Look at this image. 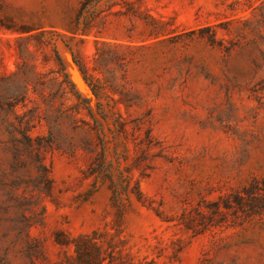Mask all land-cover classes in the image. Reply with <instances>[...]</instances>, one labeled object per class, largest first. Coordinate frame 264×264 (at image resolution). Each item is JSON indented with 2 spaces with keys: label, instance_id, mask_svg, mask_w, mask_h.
<instances>
[{
  "label": "rangeland",
  "instance_id": "374dc122",
  "mask_svg": "<svg viewBox=\"0 0 264 264\" xmlns=\"http://www.w3.org/2000/svg\"><path fill=\"white\" fill-rule=\"evenodd\" d=\"M24 95L54 190L0 264H264V0H0V112Z\"/></svg>",
  "mask_w": 264,
  "mask_h": 264
},
{
  "label": "trees",
  "instance_id": "16d2710c",
  "mask_svg": "<svg viewBox=\"0 0 264 264\" xmlns=\"http://www.w3.org/2000/svg\"><path fill=\"white\" fill-rule=\"evenodd\" d=\"M72 91L82 102L89 101L83 98L72 84ZM0 112V119L3 127L0 128V146L3 153L10 156L7 170L0 176V232L5 223L16 221V225L22 224V231L30 228L33 217L28 213L32 206L37 204V198L43 195H52L54 181L51 171L43 161L42 148L45 147L42 139H35L31 135L32 124L35 120V113L25 112L18 114V106L26 105V95L6 96ZM6 106V107H4ZM89 116L94 121V126L84 121L86 132L95 131L98 135L99 126L102 124L96 114L89 107ZM30 113L32 115H30ZM78 128V127H77ZM53 138L51 137V145ZM96 178L105 177L109 179L114 188L116 202L122 203L124 194L132 191L130 180L125 176L114 178L110 169L99 168L93 170ZM97 173V174H95ZM125 190H127L125 192ZM36 200V201H35ZM36 217V216H35ZM17 228V226H16ZM15 229V228H12ZM27 237L29 234L27 233ZM5 238L8 234L4 235ZM8 250V249H7Z\"/></svg>",
  "mask_w": 264,
  "mask_h": 264
},
{
  "label": "bare ground",
  "instance_id": "6f19581e",
  "mask_svg": "<svg viewBox=\"0 0 264 264\" xmlns=\"http://www.w3.org/2000/svg\"><path fill=\"white\" fill-rule=\"evenodd\" d=\"M74 76H75V78L80 82V79H79V77H78V74L75 73ZM81 85H82V84H81ZM82 88L85 89V87H84L83 85H82Z\"/></svg>",
  "mask_w": 264,
  "mask_h": 264
}]
</instances>
